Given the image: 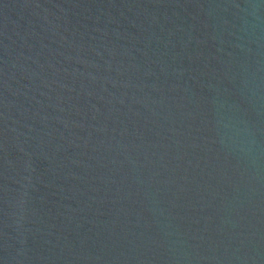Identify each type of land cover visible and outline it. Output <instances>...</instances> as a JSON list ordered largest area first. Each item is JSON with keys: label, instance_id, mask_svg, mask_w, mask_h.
<instances>
[{"label": "water", "instance_id": "95a60500", "mask_svg": "<svg viewBox=\"0 0 264 264\" xmlns=\"http://www.w3.org/2000/svg\"><path fill=\"white\" fill-rule=\"evenodd\" d=\"M0 264H264V0H0Z\"/></svg>", "mask_w": 264, "mask_h": 264}]
</instances>
